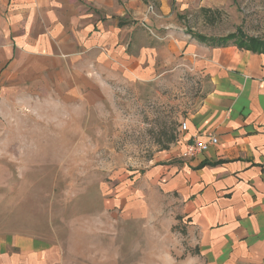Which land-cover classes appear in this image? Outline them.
<instances>
[{"label": "crops", "instance_id": "0c3cea01", "mask_svg": "<svg viewBox=\"0 0 264 264\" xmlns=\"http://www.w3.org/2000/svg\"><path fill=\"white\" fill-rule=\"evenodd\" d=\"M225 1L0 0V116L20 102L96 106L183 63L207 78L169 151L177 161L146 175L177 196L195 240L177 264H264V53L206 45L179 21ZM210 135L216 145L182 157ZM0 264L65 263L44 237L0 230Z\"/></svg>", "mask_w": 264, "mask_h": 264}, {"label": "rangeland", "instance_id": "374dc122", "mask_svg": "<svg viewBox=\"0 0 264 264\" xmlns=\"http://www.w3.org/2000/svg\"><path fill=\"white\" fill-rule=\"evenodd\" d=\"M207 10L179 21L209 38L264 40V0ZM183 64L96 106L20 102L0 116V230L44 237L65 264H177L194 255L177 196L160 176L146 178L177 161L169 151L180 126L209 92L207 78Z\"/></svg>", "mask_w": 264, "mask_h": 264}, {"label": "trees", "instance_id": "16d2710c", "mask_svg": "<svg viewBox=\"0 0 264 264\" xmlns=\"http://www.w3.org/2000/svg\"><path fill=\"white\" fill-rule=\"evenodd\" d=\"M195 36L206 45L217 47L231 45L250 52L264 53L263 39H258L255 37L245 38L238 32L222 36L221 38H206L200 35Z\"/></svg>", "mask_w": 264, "mask_h": 264}, {"label": "built area", "instance_id": "2783aa9c", "mask_svg": "<svg viewBox=\"0 0 264 264\" xmlns=\"http://www.w3.org/2000/svg\"><path fill=\"white\" fill-rule=\"evenodd\" d=\"M180 130H186V123L183 122L180 126ZM218 142L215 136L210 135L208 141H199L195 140L190 143H187L183 149L182 157L185 158H195L197 155L202 154L210 148V146L216 145Z\"/></svg>", "mask_w": 264, "mask_h": 264}]
</instances>
